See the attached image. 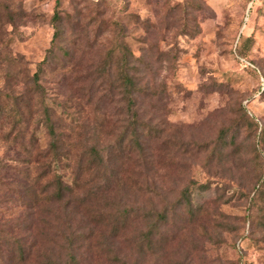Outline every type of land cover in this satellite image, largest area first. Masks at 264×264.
<instances>
[{
  "label": "rangeland",
  "instance_id": "1",
  "mask_svg": "<svg viewBox=\"0 0 264 264\" xmlns=\"http://www.w3.org/2000/svg\"><path fill=\"white\" fill-rule=\"evenodd\" d=\"M123 48L140 90L132 110L155 129L146 166L119 141ZM45 58L38 84L79 171L67 209L25 173L30 143L48 142L33 85ZM12 255L264 264V0H0V264Z\"/></svg>",
  "mask_w": 264,
  "mask_h": 264
},
{
  "label": "trees",
  "instance_id": "2",
  "mask_svg": "<svg viewBox=\"0 0 264 264\" xmlns=\"http://www.w3.org/2000/svg\"><path fill=\"white\" fill-rule=\"evenodd\" d=\"M179 13L186 12L187 6L184 3H181L178 5ZM60 16L58 15V11L55 10L52 15V25L54 29V36L57 35L58 32V23L60 20ZM180 23L183 26L182 31H187V20L183 17L179 19ZM138 22H140L143 27L148 29L147 21L142 20L140 21L138 19ZM122 49L121 55L117 58V62L114 65V68L118 70V77L114 80V84L117 85L118 91H121L122 97H123V103L126 107L125 113L127 114L126 120L127 124L124 127V129L121 132L120 139L122 143H125L128 150L137 152V155L141 159L142 166H146L148 164V148L146 146V143H148L152 137V131L155 130L153 128H149L142 120L137 118V114L135 111H133L132 107L135 105V99L134 95L138 92L139 86L136 82L135 76L132 74L130 67V59L131 54L127 51V49ZM242 56H244V53H241ZM46 64V58L40 61L37 65V71L34 74V87L41 89L43 93V104H42V112L41 117L39 121V126L41 125L42 128L45 131V134L48 138V142L43 149L36 150L34 153L32 151L33 145L30 143L31 151L29 152V160L27 162V167L25 173L28 175L29 171L36 170L38 171V174L35 176V180L37 181H44V186L41 191V194L47 195V203L51 205H57L62 206V208L68 207V204H70L71 198L74 197V193L78 191L79 186H77L78 181V172L79 171H73V168L67 164L71 161L70 158L67 157V151L64 148V142L63 137L60 133L57 132L55 122L53 119V110L52 106L47 103L46 98V92L40 84H38L39 80V74H42L44 71V65ZM131 68V69H130ZM130 69V70H129ZM117 73V72H115ZM131 114V115H130ZM16 126V124L14 125ZM31 139H33V144L35 141V136L32 135ZM67 152V153H66ZM91 156L93 158L99 156V152H97L96 149H91L90 152ZM66 155V156H65ZM100 157V156H99ZM81 161V160H80ZM65 163L67 166V169H71L70 174L67 176L62 172L61 166ZM82 163V161H81ZM80 163V164H81ZM119 179L117 182V185L120 183ZM122 181V180H121ZM27 192L32 193V187L29 186L26 188ZM258 193V192H257ZM185 199L184 203L187 201V192H184ZM188 196L189 190H188ZM29 202H27L28 204ZM83 203V199L80 200V204ZM116 229V227H114ZM112 232L117 233L111 236L112 239L118 238V230H113ZM69 245L72 249V239H68ZM18 263H24L26 261V254L24 253V250H20L18 254ZM28 257V256H27ZM69 259V260H68ZM28 261V260H27ZM71 261V262H70ZM73 261V263H72ZM75 264L77 263L75 260V257H72L68 255V258L60 260L58 259L57 262H54L52 264ZM6 264H15V258L12 255L11 258H8ZM48 264V263H43Z\"/></svg>",
  "mask_w": 264,
  "mask_h": 264
}]
</instances>
